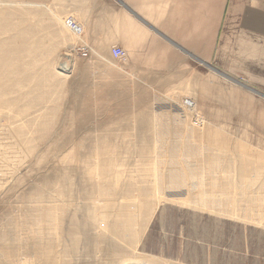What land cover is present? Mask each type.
I'll return each mask as SVG.
<instances>
[{"label": "rangeland", "instance_id": "obj_1", "mask_svg": "<svg viewBox=\"0 0 264 264\" xmlns=\"http://www.w3.org/2000/svg\"><path fill=\"white\" fill-rule=\"evenodd\" d=\"M54 1L0 0V264H264V91Z\"/></svg>", "mask_w": 264, "mask_h": 264}, {"label": "crops", "instance_id": "obj_2", "mask_svg": "<svg viewBox=\"0 0 264 264\" xmlns=\"http://www.w3.org/2000/svg\"><path fill=\"white\" fill-rule=\"evenodd\" d=\"M54 3L62 10L63 25L69 18V23L77 26L81 40L118 45L129 58L149 60L150 65L162 57L192 58L200 70L213 58L215 73L231 75L226 77L235 83L245 81L247 89L250 84L264 91V0ZM258 104L264 107V100ZM262 139L264 144V130Z\"/></svg>", "mask_w": 264, "mask_h": 264}, {"label": "built area", "instance_id": "obj_3", "mask_svg": "<svg viewBox=\"0 0 264 264\" xmlns=\"http://www.w3.org/2000/svg\"><path fill=\"white\" fill-rule=\"evenodd\" d=\"M110 54L112 57L117 59L125 57V52L118 46L111 47Z\"/></svg>", "mask_w": 264, "mask_h": 264}]
</instances>
